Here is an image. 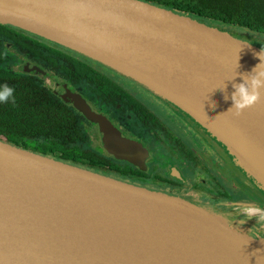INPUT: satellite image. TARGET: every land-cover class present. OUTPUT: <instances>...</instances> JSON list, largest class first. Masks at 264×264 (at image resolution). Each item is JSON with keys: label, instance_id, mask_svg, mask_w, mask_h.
<instances>
[{"label": "water", "instance_id": "water-1", "mask_svg": "<svg viewBox=\"0 0 264 264\" xmlns=\"http://www.w3.org/2000/svg\"><path fill=\"white\" fill-rule=\"evenodd\" d=\"M0 25L91 58L190 116L264 196V93L237 116L233 84L264 48L144 0H0ZM233 27V26H232ZM228 97V99H225ZM103 132L109 121L78 97ZM0 264H264L232 213L0 139Z\"/></svg>", "mask_w": 264, "mask_h": 264}, {"label": "flooded vegetation", "instance_id": "flooded-vegetation-1", "mask_svg": "<svg viewBox=\"0 0 264 264\" xmlns=\"http://www.w3.org/2000/svg\"><path fill=\"white\" fill-rule=\"evenodd\" d=\"M0 64L10 73L13 86L25 84L33 89L31 95L70 114L71 124L63 126L66 134L56 138L61 159L216 210L223 211L219 205L225 199L264 208L259 188L190 116L135 80L71 49L3 25ZM78 97L111 128L103 132L100 123L75 105ZM46 137L40 142L57 136ZM247 222L264 234L254 220Z\"/></svg>", "mask_w": 264, "mask_h": 264}, {"label": "trees", "instance_id": "trees-1", "mask_svg": "<svg viewBox=\"0 0 264 264\" xmlns=\"http://www.w3.org/2000/svg\"><path fill=\"white\" fill-rule=\"evenodd\" d=\"M190 17L209 25H215L233 35L264 43V0H144ZM2 26V25H0ZM233 26V27H232ZM11 75L0 64V87L14 88L15 103H0V139L49 156L59 161L82 167L73 161L61 159V151L56 138L66 134L63 126L71 124L66 110H56L38 95H31L32 88L13 86ZM47 135L57 136L48 143L40 142ZM83 168V167H82Z\"/></svg>", "mask_w": 264, "mask_h": 264}, {"label": "clouds", "instance_id": "clouds-1", "mask_svg": "<svg viewBox=\"0 0 264 264\" xmlns=\"http://www.w3.org/2000/svg\"><path fill=\"white\" fill-rule=\"evenodd\" d=\"M259 55V63L251 74L243 76L242 83L233 84L235 91L231 94L233 102L230 110H234L237 116L242 115L248 108L255 106L262 99L264 93V51ZM14 88L8 85L0 87V103H15ZM228 99V97H225ZM219 207L225 211L241 217V223L247 220H255L256 226L264 229V208L255 204L241 203L230 204L229 200H221Z\"/></svg>", "mask_w": 264, "mask_h": 264}, {"label": "rangeland", "instance_id": "rangeland-1", "mask_svg": "<svg viewBox=\"0 0 264 264\" xmlns=\"http://www.w3.org/2000/svg\"><path fill=\"white\" fill-rule=\"evenodd\" d=\"M255 43H256V45H259L260 47H262V48H264V43H262V42H257V41H255ZM145 87V86H144ZM150 92H152V91H150ZM152 93H154V92H152ZM162 156V155H161ZM155 157V156H154ZM160 157V155L158 154V153H156V160L158 159ZM158 192H161V191H158ZM161 193H163V194H167V193H165V192H161ZM168 195H171V194H168ZM174 196V195H173ZM254 222L256 223V221L254 220ZM248 224H251V223H249V222H247ZM252 225V224H251ZM258 232V231H257ZM259 233V232H258ZM260 234V233H259ZM261 235V234H260ZM262 237H264V234H262L261 235Z\"/></svg>", "mask_w": 264, "mask_h": 264}, {"label": "bare ground", "instance_id": "bare-ground-1", "mask_svg": "<svg viewBox=\"0 0 264 264\" xmlns=\"http://www.w3.org/2000/svg\"><path fill=\"white\" fill-rule=\"evenodd\" d=\"M233 166H234V165H233ZM256 168H257V170H258L260 173H263V174H264L263 170H262L261 168H259V166H256Z\"/></svg>", "mask_w": 264, "mask_h": 264}]
</instances>
